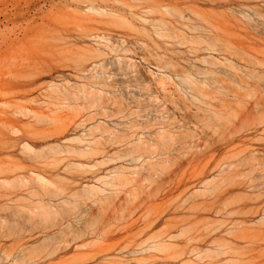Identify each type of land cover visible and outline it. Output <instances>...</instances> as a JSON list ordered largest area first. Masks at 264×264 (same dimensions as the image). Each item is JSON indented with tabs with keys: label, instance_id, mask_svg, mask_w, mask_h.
<instances>
[{
	"label": "rangeland",
	"instance_id": "obj_1",
	"mask_svg": "<svg viewBox=\"0 0 264 264\" xmlns=\"http://www.w3.org/2000/svg\"><path fill=\"white\" fill-rule=\"evenodd\" d=\"M0 10V264H264V0Z\"/></svg>",
	"mask_w": 264,
	"mask_h": 264
},
{
	"label": "bare ground",
	"instance_id": "obj_2",
	"mask_svg": "<svg viewBox=\"0 0 264 264\" xmlns=\"http://www.w3.org/2000/svg\"><path fill=\"white\" fill-rule=\"evenodd\" d=\"M0 11H2V10H0ZM9 14V13H8ZM8 15H7V12H0V17H2L3 19H7L8 17H7ZM259 27V26H258ZM254 28V27H253ZM25 30V29H24ZM245 32V31H244ZM262 32V31H261ZM8 33V32H7ZM12 33V32H11ZM256 33V32H255ZM6 38H8V37H6ZM97 38H99V37H97ZM4 39V38H3ZM11 39V38H10ZM99 39H101V40H106L107 42L105 43V45L104 46H107V47H109V45H108V43H109V41H108V39H106V38H104V37H102V38H99ZM261 40V39H260ZM13 41V40H12ZM12 41H10L9 39L7 40H4L2 43H0V54L2 53V52H5V50L3 51V49L4 48H9V45L12 43ZM13 45V44H12ZM10 47H11V45H10ZM110 48V47H109ZM10 49V48H9ZM8 49V50H9ZM8 53V52H7ZM5 54V53H4ZM117 58V57H116ZM123 61H124V59L123 58H117V60L114 62V67H116L117 69H118V71H122V70H124V68H123ZM126 68L127 69H129V70H131V69H134V73L136 74V77L139 79V80H141L142 82H145V83H149L150 82V79L152 78H149L146 74H142L141 73V71H139L138 70V67H137V65L134 63V62H132V61H128V60H126ZM15 65V64H14ZM19 66V65H18ZM103 66H104V63H102V64H99L98 65V67L99 68H103ZM94 67H97V66H94ZM92 68V70H95V68ZM10 75H12V74H10ZM9 75V76H10ZM152 75H153V73H152ZM13 76V75H12ZM106 76V75H105ZM2 77H4V76H2ZM8 77V76H7ZM11 77V76H10ZM14 77V76H13ZM16 78L15 79H17V76H15ZM19 77H21V76H19ZM108 77H109V75H108ZM108 77H106L105 78V81L106 80H108ZM4 78H6V77H4ZM4 78L2 79V78H0V79H2V80H0V81H2L3 83L4 82H6L7 80H4ZM110 78V77H109ZM19 79V78H18ZM156 79H158V82H159V84H161V86L162 85H164L165 83H167V81H168V77H166V76H161V77H158V78H156ZM20 80V79H19ZM2 82H0L1 84H3ZM11 83V81L9 82V84ZM16 83V82H15ZM0 84V85H1ZM6 84H8L7 82L5 83V84H3V85H6ZM19 84V83H18ZM106 86V85H105ZM108 86V85H107ZM6 87H8V86H6ZM53 88L56 90V93L58 92L59 94H63V95H65V92L67 93V95L69 94V92H68V90H67V88L66 87H62V85H54L53 86ZM100 94H102V93H99V95H98V99L99 100H102V96L100 95ZM106 94H109L108 92H106ZM105 98V97H104ZM65 100V99H64ZM59 105H61V106H64L65 104L64 103H59ZM20 113V112H19ZM5 113H3V115H4ZM21 115H25L24 113L22 114V112L20 113ZM27 115V114H26ZM5 117V116H4ZM184 127L183 126H178L177 127V130H179V132H175V133H170V132H167V131H164V132H161V133H158V137L163 141V142H170L171 140H173V138H184L185 137V135H184V133L181 131L182 129H183ZM36 181H37V183L39 184V185H45L46 184V180L45 179H43V178H41V177H37V179H36Z\"/></svg>",
	"mask_w": 264,
	"mask_h": 264
}]
</instances>
